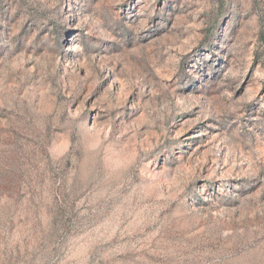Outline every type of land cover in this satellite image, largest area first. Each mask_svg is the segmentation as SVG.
I'll use <instances>...</instances> for the list:
<instances>
[{"label": "rangeland", "instance_id": "rangeland-1", "mask_svg": "<svg viewBox=\"0 0 264 264\" xmlns=\"http://www.w3.org/2000/svg\"><path fill=\"white\" fill-rule=\"evenodd\" d=\"M0 264H264V0H0Z\"/></svg>", "mask_w": 264, "mask_h": 264}]
</instances>
